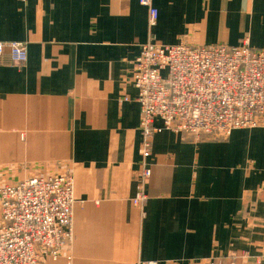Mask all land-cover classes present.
I'll use <instances>...</instances> for the list:
<instances>
[{"label": "crops", "instance_id": "crops-1", "mask_svg": "<svg viewBox=\"0 0 264 264\" xmlns=\"http://www.w3.org/2000/svg\"><path fill=\"white\" fill-rule=\"evenodd\" d=\"M152 1L154 26L140 0H0V42L28 50L0 55V188L73 181V239L39 264H264V117L225 139L164 129L144 160L132 81L148 41L264 50V0Z\"/></svg>", "mask_w": 264, "mask_h": 264}, {"label": "built area", "instance_id": "built-area-1", "mask_svg": "<svg viewBox=\"0 0 264 264\" xmlns=\"http://www.w3.org/2000/svg\"><path fill=\"white\" fill-rule=\"evenodd\" d=\"M140 2L149 7L150 25H156L159 13L153 1ZM6 47L15 62L27 61L26 43L0 42V55ZM132 81L141 106L144 160L151 156L155 134L164 129L198 140L225 139L236 129L258 126L264 117V50L252 47L249 39L237 46L148 41L136 58ZM156 119L163 125L156 127ZM151 175L145 166L141 183ZM146 199L141 186L133 202ZM74 203L69 175L2 186L0 264H39L46 257H59L73 239Z\"/></svg>", "mask_w": 264, "mask_h": 264}]
</instances>
